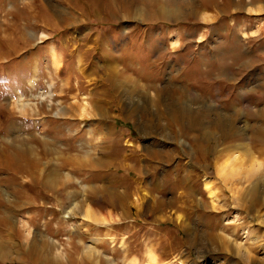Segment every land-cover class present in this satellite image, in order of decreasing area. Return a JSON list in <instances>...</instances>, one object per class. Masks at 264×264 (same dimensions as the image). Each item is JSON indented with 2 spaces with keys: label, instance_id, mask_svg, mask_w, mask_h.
<instances>
[{
  "label": "rangeland",
  "instance_id": "rangeland-1",
  "mask_svg": "<svg viewBox=\"0 0 264 264\" xmlns=\"http://www.w3.org/2000/svg\"><path fill=\"white\" fill-rule=\"evenodd\" d=\"M260 11L0 0V264H264Z\"/></svg>",
  "mask_w": 264,
  "mask_h": 264
},
{
  "label": "bare ground",
  "instance_id": "bare-ground-1",
  "mask_svg": "<svg viewBox=\"0 0 264 264\" xmlns=\"http://www.w3.org/2000/svg\"><path fill=\"white\" fill-rule=\"evenodd\" d=\"M187 102H188V101H187ZM184 106H185V105H184ZM178 108H179V107H178ZM148 256H149V257H148L149 260H151V259H152V254H149Z\"/></svg>",
  "mask_w": 264,
  "mask_h": 264
},
{
  "label": "crops",
  "instance_id": "crops-1",
  "mask_svg": "<svg viewBox=\"0 0 264 264\" xmlns=\"http://www.w3.org/2000/svg\"><path fill=\"white\" fill-rule=\"evenodd\" d=\"M261 13H264V11H260Z\"/></svg>",
  "mask_w": 264,
  "mask_h": 264
}]
</instances>
